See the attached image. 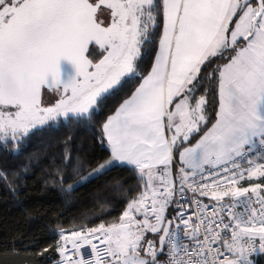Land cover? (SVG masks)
Returning a JSON list of instances; mask_svg holds the SVG:
<instances>
[{
    "label": "snow or ice",
    "instance_id": "6c2138e0",
    "mask_svg": "<svg viewBox=\"0 0 264 264\" xmlns=\"http://www.w3.org/2000/svg\"><path fill=\"white\" fill-rule=\"evenodd\" d=\"M90 45L104 53L98 62ZM61 61L73 68L66 78ZM137 78L100 126L110 157L89 175L129 166L138 187L118 222L61 228L57 264H255L264 162L248 154L259 146L264 160V0H0V145L61 118L90 119ZM45 89L55 104L44 106Z\"/></svg>",
    "mask_w": 264,
    "mask_h": 264
},
{
    "label": "trees",
    "instance_id": "16d2710c",
    "mask_svg": "<svg viewBox=\"0 0 264 264\" xmlns=\"http://www.w3.org/2000/svg\"><path fill=\"white\" fill-rule=\"evenodd\" d=\"M151 63L152 57H145L141 75L151 70ZM140 82L137 78L106 94L90 119L51 121L32 130L18 145H0V264H52L59 258L56 244L61 228L70 232L118 222L138 187L136 173L129 166H115L88 175L110 157L106 141H100L102 122ZM213 97L210 92V111ZM200 135L203 131L193 135L188 145ZM66 151L71 166L65 163ZM172 212L170 208L168 214ZM255 264H264V254L256 257Z\"/></svg>",
    "mask_w": 264,
    "mask_h": 264
},
{
    "label": "flooded vegetation",
    "instance_id": "af4514ba",
    "mask_svg": "<svg viewBox=\"0 0 264 264\" xmlns=\"http://www.w3.org/2000/svg\"><path fill=\"white\" fill-rule=\"evenodd\" d=\"M101 11L104 12V15L101 16V19H103L104 22L109 23V20L107 19L105 15L107 13V10H105L103 6H101ZM103 55H104L103 51L98 50L95 52V55L91 56V59L94 62H97L99 59L103 57ZM58 99L59 97L55 93H51L46 89L44 90L43 95H42V101H43L44 106H51Z\"/></svg>",
    "mask_w": 264,
    "mask_h": 264
},
{
    "label": "built area",
    "instance_id": "2783aa9c",
    "mask_svg": "<svg viewBox=\"0 0 264 264\" xmlns=\"http://www.w3.org/2000/svg\"><path fill=\"white\" fill-rule=\"evenodd\" d=\"M260 152H261V149H260L259 146H257L256 151H254L253 153H250V154H248V155H249L252 159H254V160H258V162H264V160H259V159H258L257 153H260ZM241 164L243 165V167H247L246 162L241 161ZM177 166H178V162H177L176 159L174 158V164H173V166H172L173 174H175ZM209 170H211V169H209ZM192 197H193V194H192L191 192H186V198H187V199L190 200V199H192ZM201 199H203V201H204L205 203L208 202L207 198H201ZM192 207L195 208V205H192ZM170 208L174 209V208H175V204L171 205V206L168 208V210H169ZM181 239H183L182 236H181ZM84 251H85V254H87L88 250L85 249ZM58 255H59V254H58ZM258 255H260V254H259V253L254 254V255L252 256V259L255 261V259H256V257H257ZM59 260H60V256H59V258H58L57 260H55L52 264H57V262H58Z\"/></svg>",
    "mask_w": 264,
    "mask_h": 264
},
{
    "label": "water",
    "instance_id": "95a60500",
    "mask_svg": "<svg viewBox=\"0 0 264 264\" xmlns=\"http://www.w3.org/2000/svg\"><path fill=\"white\" fill-rule=\"evenodd\" d=\"M98 15H99V13H98ZM106 15V17H107V19L109 20V22H110V16L106 13L105 14ZM104 24L105 25H107L108 23H106V22H104ZM93 49H95V52L96 51H102V50H100L97 46H95V45H90V52H92V50ZM91 56L92 55H90L89 56V58L91 59ZM94 62V61H93ZM98 62V61H97ZM95 63V62H94ZM60 68H61V73H62V76L63 77H67V76H70L72 73H73V68H72V66L70 65V63L68 62V61H61V63H60ZM47 90V89H46ZM43 95V94H42ZM57 101V100H56ZM56 101L54 102V104L56 103Z\"/></svg>",
    "mask_w": 264,
    "mask_h": 264
},
{
    "label": "crops",
    "instance_id": "0c3cea01",
    "mask_svg": "<svg viewBox=\"0 0 264 264\" xmlns=\"http://www.w3.org/2000/svg\"><path fill=\"white\" fill-rule=\"evenodd\" d=\"M107 144V143H106ZM195 144V143H194ZM192 144V145H194ZM192 145H188V146H192ZM108 146V145H107ZM109 148V147H108ZM110 150V149H109ZM176 157V161L179 163V157H178V154L175 156Z\"/></svg>",
    "mask_w": 264,
    "mask_h": 264
},
{
    "label": "rangeland",
    "instance_id": "374dc122",
    "mask_svg": "<svg viewBox=\"0 0 264 264\" xmlns=\"http://www.w3.org/2000/svg\"><path fill=\"white\" fill-rule=\"evenodd\" d=\"M61 119H63V118H61ZM60 120V119H59ZM65 120V119H64ZM58 121V120H57ZM34 130V129H33ZM173 164H174V161H173ZM93 172V171H92ZM92 172H90V173H92ZM88 177H92V176H90V175H88ZM243 182V181H242ZM241 182V183H242Z\"/></svg>",
    "mask_w": 264,
    "mask_h": 264
}]
</instances>
